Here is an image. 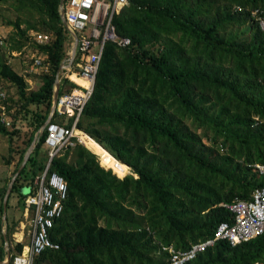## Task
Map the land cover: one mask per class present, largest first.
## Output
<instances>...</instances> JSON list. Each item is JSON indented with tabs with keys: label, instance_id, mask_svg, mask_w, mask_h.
<instances>
[{
	"label": "trees",
	"instance_id": "16d2710c",
	"mask_svg": "<svg viewBox=\"0 0 264 264\" xmlns=\"http://www.w3.org/2000/svg\"><path fill=\"white\" fill-rule=\"evenodd\" d=\"M15 6L36 13L38 21L30 29L51 39L47 44L34 39L47 56L49 73L29 93L25 78L2 57L0 37V78L16 87L31 131L14 177L39 137L7 208L15 193L24 206V189L34 187L48 165V134L39 132L52 111L56 80L60 77L59 96L77 87L59 74L72 46L61 0H17ZM259 19H264V0H128L113 23L130 44L106 43L93 94L78 123L125 169H115L81 144L52 160L49 171L64 178L68 199L50 230L59 248L45 251L35 264H167L161 246L186 250L213 237L221 223L232 222L225 205L249 200L264 187L255 167L264 165V31ZM7 24L29 39L18 22ZM5 98L0 135L11 136V128L1 122ZM53 121L65 125L61 117ZM97 157L120 177L130 168L133 173L120 179ZM7 190L0 189V262L7 255L2 233ZM9 244L13 264L24 244ZM259 261L264 262V234L237 246L217 241L188 264Z\"/></svg>",
	"mask_w": 264,
	"mask_h": 264
},
{
	"label": "built area",
	"instance_id": "2783aa9c",
	"mask_svg": "<svg viewBox=\"0 0 264 264\" xmlns=\"http://www.w3.org/2000/svg\"><path fill=\"white\" fill-rule=\"evenodd\" d=\"M127 5L128 0H65L64 17L67 29L72 36L71 50L76 47L74 56L70 50L71 59L67 67V77L75 82L77 87L69 93L58 96L55 112L46 125L49 162L46 170L36 178L34 187L24 189L26 196L24 210L26 217H30V224L27 235L23 233L18 241L21 244L24 242V247L23 251L14 257L13 264H35L36 259L45 251L59 248V245L51 240L50 230L65 210L68 186L62 176L50 173V165L52 160L65 150L78 144L83 145L78 132L88 135L78 128V123L93 94L105 45L107 42H115L121 47L130 44L129 39H121L118 36L113 23L114 17L119 15ZM259 21L264 31V19ZM33 36L38 44H47L51 39L44 33L34 32ZM31 66L45 67L40 59H33ZM73 75L83 79L87 85H79L72 79ZM1 108L5 110L4 107ZM55 116L65 120V125L54 122ZM69 121H72L70 127L67 126ZM1 122L10 126L5 115L2 116ZM255 167L260 175L264 176V165ZM103 168L111 170L113 174L121 178L114 170ZM128 174L132 175L130 171ZM225 207L232 213V222L221 223L213 237L192 244L186 250H177L173 246H161L160 253L168 256L167 264H188L201 253L214 247L220 240L237 246L264 234V187L255 189L249 200H238ZM255 264H264V262L259 261Z\"/></svg>",
	"mask_w": 264,
	"mask_h": 264
},
{
	"label": "rangeland",
	"instance_id": "374dc122",
	"mask_svg": "<svg viewBox=\"0 0 264 264\" xmlns=\"http://www.w3.org/2000/svg\"><path fill=\"white\" fill-rule=\"evenodd\" d=\"M5 1L6 2L0 3V37L3 40V42L1 43V54L6 62L11 67H13L16 72H18L25 78L27 91L29 93L35 92L41 86L42 76L49 73V65L45 64L47 56L40 52L39 48L37 47V43L34 42L33 33L36 32V30L30 29L32 25L36 24V21H38V15L36 13H30V11H28L27 9L17 10L15 8L17 0ZM9 22H18L21 30L27 31L29 39H22L18 34L19 30H17L12 25H8L7 23ZM19 43H22L21 49L14 50L15 48H17V46H19ZM33 59H40L41 61H43V65H45V67H32L31 64ZM70 59L71 58L69 56V58H66L64 60L63 64L61 65L62 70L60 69L61 71H59V74L62 78H66L76 85L75 82L71 81L67 77V67L70 64ZM58 80H60V77ZM5 97H7V105L4 106L5 110L2 111L3 115H5V117L10 122V126L7 127L11 128L13 133L11 136L0 135V189L3 187H9L15 175L16 168L19 165L20 152H22L25 147H28L30 143L29 137L31 136V131L26 126L28 124V121L23 119L24 113L22 112L25 110L22 107L23 104L19 101L16 87H14L12 84L4 82L0 78V103H2V100L6 99ZM53 105L51 110H53ZM30 109L36 111L35 107H30ZM41 109L42 111H45V107ZM14 121H16V125L13 128ZM93 141L107 155L111 157L112 161L109 164L112 165V167L121 170L125 169L123 165L117 163L116 159L111 156L107 152V150L101 147L95 140ZM99 163L101 165L100 160ZM130 173H133L132 170H130ZM126 176H123L120 179H123ZM22 204L23 203L20 201V196L17 193L13 194L10 200V206L7 208L8 218L6 219V221H3L4 227L2 229L3 235H7L8 249H10L9 243H18V241H20V239L22 238L23 233L27 235L29 229L30 217H26L24 206ZM8 227L11 229L10 234L8 233ZM22 244H24V242ZM4 261H6V258Z\"/></svg>",
	"mask_w": 264,
	"mask_h": 264
},
{
	"label": "water",
	"instance_id": "95a60500",
	"mask_svg": "<svg viewBox=\"0 0 264 264\" xmlns=\"http://www.w3.org/2000/svg\"><path fill=\"white\" fill-rule=\"evenodd\" d=\"M64 3H65V0H61L60 14H61V18L63 20L64 25L67 27V23H66V20H65V17H64V12H65ZM75 51H76V47H74L73 50H72V56L75 55ZM60 69L62 70V68H60ZM58 79L55 82L53 110L51 111L50 117L48 118L46 124L41 129V131L39 132V134H42L43 133V131L46 128V125L48 124V122H50V120H51V118H52V116H53V114L55 112V103H56V100H57V98L59 96V90H60V80H58ZM38 139H39V137L37 135L34 143L32 144V146L30 147V149L28 150V152H27V154L25 156V159H24V162H23L21 168L19 169V171L16 174V176L12 179V181H11L9 187H8V190H7L5 199H4V216H3V221H6V219H7V203H8L9 196H10L12 190H13L14 183H15V181L17 179V176L20 174V172L23 170V168L27 164V162H28L31 154L34 152V150L36 148V144H37ZM4 238H5V247H6V251H7V257H6V261L0 262V264H9L10 263V259H11V253H10V249H8V242H7V235L6 234H4Z\"/></svg>",
	"mask_w": 264,
	"mask_h": 264
},
{
	"label": "bare ground",
	"instance_id": "6f19581e",
	"mask_svg": "<svg viewBox=\"0 0 264 264\" xmlns=\"http://www.w3.org/2000/svg\"><path fill=\"white\" fill-rule=\"evenodd\" d=\"M72 79L76 81L79 85H87L83 79H80L75 75L72 76ZM80 139L82 141V144L85 145V147L88 148L92 153L97 155L102 161H104L105 163L108 162L107 164L111 163V157L107 155L90 137L80 135Z\"/></svg>",
	"mask_w": 264,
	"mask_h": 264
}]
</instances>
